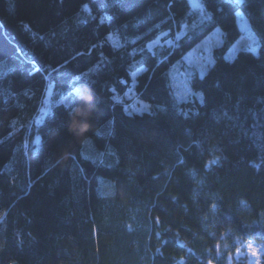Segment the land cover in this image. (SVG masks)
<instances>
[{
	"label": "trees",
	"instance_id": "obj_1",
	"mask_svg": "<svg viewBox=\"0 0 264 264\" xmlns=\"http://www.w3.org/2000/svg\"><path fill=\"white\" fill-rule=\"evenodd\" d=\"M199 1L192 28L188 0H0V264H252L243 244L264 249V0ZM237 12L258 51L227 59ZM214 28L212 64L177 98L169 69ZM131 84L148 111L129 113Z\"/></svg>",
	"mask_w": 264,
	"mask_h": 264
},
{
	"label": "rangeland",
	"instance_id": "obj_2",
	"mask_svg": "<svg viewBox=\"0 0 264 264\" xmlns=\"http://www.w3.org/2000/svg\"><path fill=\"white\" fill-rule=\"evenodd\" d=\"M190 6L193 9L200 11L198 18L190 25L192 28H198L204 20L209 18V14L202 9V5L199 0H188ZM236 21L240 29V35L235 42L229 47L225 53V58L232 59L238 50L248 49L253 52L258 51V43L255 35L251 31L247 20L241 12L236 13ZM187 31V27H183L181 31L176 34V37L181 36ZM222 31L220 28H214L205 37L199 40L188 52L185 53L181 61L176 62L169 69L170 84L173 93L179 99L187 98L191 93L190 79L192 72L203 74L213 62L212 52L214 48L221 44ZM171 40H162L161 36L149 44L150 48L159 47L162 44L170 45ZM79 89L74 91V94H78ZM52 95V87L47 84L45 91V98L41 111L46 112L51 105L50 96ZM124 100H129L130 108L129 113H141L148 111L151 107L150 104L142 100L136 99L133 90V84L124 93ZM73 99V95L69 96L68 102ZM99 134L101 131L98 132ZM36 140V139H35ZM91 142L90 139L86 142ZM85 156L92 157L89 153H85ZM243 251L240 254H248L250 262L252 264H258L261 257L264 256V249L259 244L251 241H247L243 244ZM246 252V253H245Z\"/></svg>",
	"mask_w": 264,
	"mask_h": 264
},
{
	"label": "clouds",
	"instance_id": "obj_3",
	"mask_svg": "<svg viewBox=\"0 0 264 264\" xmlns=\"http://www.w3.org/2000/svg\"><path fill=\"white\" fill-rule=\"evenodd\" d=\"M81 93V98L90 103L92 100L90 89H88L87 87H83L81 89ZM86 115H88V112L80 108L74 109L73 112L69 114L68 129L74 135L80 137L82 143L87 139L86 133L90 130L91 127L86 119H81V117H85ZM67 159V153L62 154L60 157L61 162H64Z\"/></svg>",
	"mask_w": 264,
	"mask_h": 264
},
{
	"label": "snow or ice",
	"instance_id": "obj_4",
	"mask_svg": "<svg viewBox=\"0 0 264 264\" xmlns=\"http://www.w3.org/2000/svg\"><path fill=\"white\" fill-rule=\"evenodd\" d=\"M68 103L70 104L71 102L69 101Z\"/></svg>",
	"mask_w": 264,
	"mask_h": 264
}]
</instances>
